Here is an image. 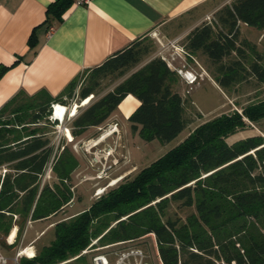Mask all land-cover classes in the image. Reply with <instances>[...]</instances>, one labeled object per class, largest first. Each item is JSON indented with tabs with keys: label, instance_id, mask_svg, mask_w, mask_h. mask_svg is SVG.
I'll list each match as a JSON object with an SVG mask.
<instances>
[{
	"label": "trees",
	"instance_id": "trees-1",
	"mask_svg": "<svg viewBox=\"0 0 264 264\" xmlns=\"http://www.w3.org/2000/svg\"><path fill=\"white\" fill-rule=\"evenodd\" d=\"M72 3L53 0L47 19L60 22ZM239 23L264 30V0L223 4L184 42L186 52L206 57L211 77L229 87V93L253 77L264 82V52L248 38H240ZM146 37L85 68L56 95L44 88L32 94L19 90L0 107L1 245L13 225L18 226L19 237L28 220L47 219L72 199L70 178L78 161L66 145L53 153L41 124L47 122L53 104L67 105L80 78L86 80L78 91L81 99L108 76L121 79L75 116L69 138L102 124L128 94L139 104L127 120L143 140L168 142L186 127L180 75L160 55L145 60L151 52ZM3 71L0 68V75ZM262 117L264 99H259L241 111L222 112L199 123L87 208L56 221L50 241L35 254L32 249L21 251L20 264H91L90 258L104 246L146 237L158 264H264V136L227 140L245 128L247 119L257 122ZM49 162L56 180L42 184ZM171 202L194 211L184 219L165 216Z\"/></svg>",
	"mask_w": 264,
	"mask_h": 264
},
{
	"label": "crops",
	"instance_id": "crops-1",
	"mask_svg": "<svg viewBox=\"0 0 264 264\" xmlns=\"http://www.w3.org/2000/svg\"><path fill=\"white\" fill-rule=\"evenodd\" d=\"M52 1L0 0V68L4 70L0 75V107L19 90L32 94L44 88L56 95L85 68L153 31L170 41L181 39L219 7L215 0H89L80 5L73 0L57 22L47 19V6ZM182 52H170L162 45L151 57L160 55L171 68L190 76L201 75L200 69L206 71L197 54ZM177 58L179 65L174 63ZM180 81L186 84L183 78ZM138 104L139 100L128 94L118 106L128 117ZM44 221L28 220L19 237L18 226L13 225L4 251L11 250L12 257L27 249L35 254L38 241L49 230L36 226ZM20 257L14 260L17 264Z\"/></svg>",
	"mask_w": 264,
	"mask_h": 264
},
{
	"label": "rangeland",
	"instance_id": "rangeland-1",
	"mask_svg": "<svg viewBox=\"0 0 264 264\" xmlns=\"http://www.w3.org/2000/svg\"><path fill=\"white\" fill-rule=\"evenodd\" d=\"M230 1L215 0L219 7L207 14L200 24L211 21L215 12L223 4ZM239 36L240 38H248L257 45L259 51L264 52V30L239 23ZM185 37L170 41L171 39H166L159 31H153L144 40L151 47V52L145 57V60L156 54L162 45L167 46L170 52L175 51L183 54ZM196 56L201 68L203 67L207 72L200 69L201 75H194L196 79L193 82H189L187 73L182 69L181 71L177 69L180 79L183 78L184 83H186L182 85L181 83L183 82L179 81V88H181L185 99L184 115L187 123L186 127L168 142H161L158 139L145 141L140 138L137 132L131 130L130 122L127 120L121 106H118L102 124L88 127L79 136L74 137L72 135L70 138L67 136V133L71 132L72 121L75 116L97 97L112 89L120 81L121 78L118 77L108 76L103 79L95 92L84 99L79 97L78 91L86 80L80 78L73 95L67 98L65 113L63 114L65 108L62 107V104H60L63 108V110L61 109L62 112L60 111L62 115L58 119L54 117V112L51 111L47 122H42L41 124L44 126V135L49 139V144L53 146V153L59 152L65 145L68 146L76 157L78 165L72 171L70 178L71 201L58 213L45 219L42 224H36V226L39 225L49 229L42 240L38 241L36 251L53 237V224L56 221L87 208L107 189L125 177L133 176L142 167L177 144L199 123L222 112H228L233 109L241 111V107L256 100L264 99V82H259L253 77L234 85L229 93V87L220 86L218 83L213 82V78L208 71L206 57L200 53ZM174 63L176 65L180 64L178 58ZM246 121L247 125L244 129L227 137L228 142H233L240 137L252 134L264 136V117L257 122H252L248 119ZM50 166L51 163L49 162L41 177L42 184L44 182L51 184L56 180ZM0 171H3V169L0 168ZM112 180H115V182ZM192 211H194V207L181 206L178 202H171L165 216L184 219ZM5 243V245L0 244L2 249L8 248L6 239ZM135 247L140 248L143 252L147 264H158L149 237L140 239L138 242L109 244L102 247L101 252L98 253H107L110 258H113L115 253L118 254L123 250ZM3 253L8 257L7 262L4 264H17L14 261L15 257H12L11 250ZM21 255L18 254L17 259ZM91 258L90 262L93 264Z\"/></svg>",
	"mask_w": 264,
	"mask_h": 264
},
{
	"label": "built area",
	"instance_id": "built-area-1",
	"mask_svg": "<svg viewBox=\"0 0 264 264\" xmlns=\"http://www.w3.org/2000/svg\"><path fill=\"white\" fill-rule=\"evenodd\" d=\"M75 4H87L89 0H75ZM184 51V49H183ZM186 52V51H185ZM189 78V82H193L196 77L190 76V74L187 75ZM55 105H52V112H55ZM97 239L92 240L90 245L94 242H96ZM89 245V246H90ZM107 253H96L92 256V262L93 264H147V261L145 259V255L140 250V248H129L126 250L121 251L120 253H115V257L110 258ZM18 254L15 256L14 260H17ZM8 260V257L3 253L2 248L0 246V264L6 263Z\"/></svg>",
	"mask_w": 264,
	"mask_h": 264
},
{
	"label": "bare ground",
	"instance_id": "bare-ground-1",
	"mask_svg": "<svg viewBox=\"0 0 264 264\" xmlns=\"http://www.w3.org/2000/svg\"><path fill=\"white\" fill-rule=\"evenodd\" d=\"M57 106V107H56ZM58 107H59V109H58ZM62 107L63 108H65L64 109V112H63V114L65 113V111H66V106L64 105V104H62ZM61 107V105L60 104H56L55 105V112H54V117H56L57 119L59 118V117H61V115H62V111H61V109L63 110V108ZM58 111H61V112H59V115L56 113V112H58ZM113 182H115V180H112ZM101 190V189H100ZM103 190V189H102Z\"/></svg>",
	"mask_w": 264,
	"mask_h": 264
}]
</instances>
